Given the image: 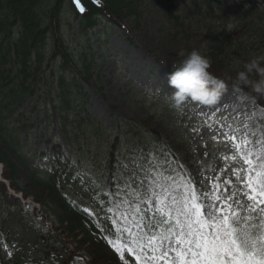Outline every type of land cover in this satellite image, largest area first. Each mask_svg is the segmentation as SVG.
<instances>
[{
  "label": "rangeland",
  "instance_id": "obj_1",
  "mask_svg": "<svg viewBox=\"0 0 264 264\" xmlns=\"http://www.w3.org/2000/svg\"><path fill=\"white\" fill-rule=\"evenodd\" d=\"M92 1L98 5L102 2ZM202 2L177 0V11L184 19L181 25L169 19L166 0H139L135 10L130 9V16H126L121 25L104 20L86 35L77 34V22L67 8L61 22V35L66 41L71 61L83 62L89 67L90 80L81 79L76 85L73 76L67 74V80L61 87L60 65L58 60L53 61L45 66L38 79L39 92L24 107L15 110V118L19 119L15 120L16 123L24 126L21 144L35 162L37 170L45 178L53 168L61 169L59 178L64 182L69 198L97 216L102 224H109L117 215L115 211H110L117 197L112 198L108 193L110 180L105 174L106 148L102 140L117 137L120 124L126 127L130 121L159 136L156 139L159 146L151 150L147 141L140 146L123 136L124 142L117 150L120 158L117 166L121 176L120 198L125 199L124 194L129 191L122 187L125 181L133 188L141 187L138 181H144L145 185L150 183L151 175L142 170L147 166L150 154L154 161L152 167L165 176L177 172L190 175L200 191H206L207 179L204 177L219 176L224 180L232 179L235 183L231 170L239 164L223 159L232 153V142L226 140L223 134L214 139V130L220 124L231 125L241 129V135L247 132L253 142L264 136V111L242 90H233L232 69L219 73L218 77L228 85V91L219 105L202 107L188 103L182 112L170 107L172 90L167 87L166 79L174 71L173 62H179L181 52L187 55L196 50L202 56L205 54L207 40L197 33L199 24L206 20V23L220 29L223 24H228L226 20L221 22L222 13L216 3L214 10L205 7L201 15L196 8ZM72 3L75 5L74 0ZM228 11L232 21L233 10ZM183 27L192 38L186 39L180 34ZM249 43L252 50L255 44ZM48 55L51 57V54ZM225 105H228L227 109ZM86 114L96 122V126L86 133L87 137L80 136L79 139H83L74 145L72 141H77L76 135L73 138L66 135L63 119L70 115V121L80 118L79 125H85L86 120L82 116ZM245 125L248 127L245 128ZM135 132L130 134L137 139ZM145 138L152 142L150 137L145 135ZM141 149L149 154L143 155L138 151ZM58 153L64 158L61 164L57 159ZM137 165H140L139 169H135ZM17 212L24 218L15 216ZM21 221L40 231L47 232L53 228L41 207L36 208L32 204L27 209L23 205L16 210L0 197V231L8 227L23 234ZM57 250L65 253L68 249L61 246ZM7 255L8 252L5 258H8ZM125 256L131 258L127 253ZM36 264H45V261ZM71 264L87 263L73 256Z\"/></svg>",
  "mask_w": 264,
  "mask_h": 264
},
{
  "label": "trees",
  "instance_id": "obj_2",
  "mask_svg": "<svg viewBox=\"0 0 264 264\" xmlns=\"http://www.w3.org/2000/svg\"><path fill=\"white\" fill-rule=\"evenodd\" d=\"M176 2L177 0H166V11L169 19L175 24L183 25L184 19L177 11ZM81 3L85 6L83 14L79 13L72 0H0V164L4 170L2 178L9 182L13 192L22 194L25 201L32 200L41 205L42 212L47 214L53 225L52 231L45 232L21 221L23 234L17 233L15 229L3 227L0 231V264H36L42 261H45V264H70L73 256L77 255L84 257L88 264H122L105 239H115V226L112 221L102 224L97 216L84 212L69 199L65 184L59 178L61 169L53 168L45 178L41 175L21 144L24 126H19L15 121H19L15 118V110L24 107L25 103L39 92L38 79L45 66L53 61L58 60L60 65L61 87L67 80V74L73 76L76 85L81 79L90 80L89 67L83 62L71 61L66 41L61 35V22L64 21L63 14L67 8L77 22V34L86 35L104 20L121 25L126 16H130V9L135 10L139 0H102L99 5L92 0H81ZM214 3L222 13L221 22L226 20L228 24H223L220 29L205 20L199 24L196 31L207 40L204 45V57L210 62L209 71L218 77L219 73L232 69L230 78L235 82L239 72H246L243 67L245 61L249 64L256 60L264 67V0H203L196 10L202 15L205 7L214 10ZM228 9L233 10L232 21ZM181 29L180 34L185 38H192L184 27ZM250 41L255 44L252 50ZM48 54H51V57H48ZM248 78L250 81H256L260 79V75L254 70L248 73ZM239 89L264 109V96L252 92L249 86L243 84ZM69 117L70 115H67L63 119L64 132L69 138L76 135L77 141L72 142L77 145L83 139L79 137H87L86 133L94 130L96 122L91 120L88 114L82 116L86 120L85 125H79L80 118L70 121ZM68 120L70 122L67 126ZM118 130L120 133L117 137L102 140L106 148L105 174L110 179L112 198H115L114 194L119 191L121 176L117 166L120 159L117 150L124 142L123 136L127 141L140 146L142 142L147 141L151 145L150 149L158 142L156 139L159 137L156 132L149 133L148 129L136 126L130 121L126 127L120 124ZM131 131H136L137 139L131 136ZM145 135L150 137L152 142L146 140ZM57 159L59 164L64 160L60 153ZM67 167L69 168L68 163ZM0 197L4 203L16 210L24 205L9 192L5 182H0ZM25 206L30 207L29 204ZM14 215L24 218L18 215V212ZM61 246L68 250L65 253L59 252L57 248ZM4 249L9 250L8 258H5Z\"/></svg>",
  "mask_w": 264,
  "mask_h": 264
},
{
  "label": "snow or ice",
  "instance_id": "obj_3",
  "mask_svg": "<svg viewBox=\"0 0 264 264\" xmlns=\"http://www.w3.org/2000/svg\"><path fill=\"white\" fill-rule=\"evenodd\" d=\"M74 3L85 11L81 0ZM240 133L220 124L213 135L232 142L223 159L239 164L231 170L235 183L204 177L207 191H200L190 175L165 176L152 167L151 154L142 168L150 183L133 188L125 181L127 198L117 191L110 209L117 213L115 239L105 238L122 264L126 253L135 264H264V136L253 142Z\"/></svg>",
  "mask_w": 264,
  "mask_h": 264
},
{
  "label": "clouds",
  "instance_id": "obj_4",
  "mask_svg": "<svg viewBox=\"0 0 264 264\" xmlns=\"http://www.w3.org/2000/svg\"><path fill=\"white\" fill-rule=\"evenodd\" d=\"M179 62H173L174 71L167 75V87L171 89L169 97L170 107L177 112H182L186 104L192 103L202 107H214L221 103L222 98L228 91L226 82L215 76L210 69L209 60L200 52L193 50L187 55L180 54ZM246 72L237 74L233 83V90H238L240 85H246L251 91L264 96V67L256 60L246 64ZM256 71L260 79L250 81L248 73Z\"/></svg>",
  "mask_w": 264,
  "mask_h": 264
}]
</instances>
